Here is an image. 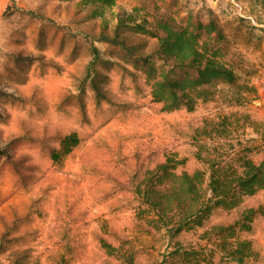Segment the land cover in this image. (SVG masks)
I'll return each mask as SVG.
<instances>
[{
  "label": "rangeland",
  "instance_id": "rangeland-1",
  "mask_svg": "<svg viewBox=\"0 0 264 264\" xmlns=\"http://www.w3.org/2000/svg\"><path fill=\"white\" fill-rule=\"evenodd\" d=\"M166 28L250 91L166 108L149 66L185 73L160 56ZM244 159L264 160V0H0V264H264V188L230 208L210 190ZM195 171L194 214L157 210Z\"/></svg>",
  "mask_w": 264,
  "mask_h": 264
},
{
  "label": "trees",
  "instance_id": "trees-1",
  "mask_svg": "<svg viewBox=\"0 0 264 264\" xmlns=\"http://www.w3.org/2000/svg\"><path fill=\"white\" fill-rule=\"evenodd\" d=\"M121 25V24H119ZM213 22H210V29L214 28ZM210 32V30H209ZM165 37L160 40V56L164 59L170 58L172 62V72L184 70L185 73L175 77L172 74L157 73L152 65L149 66V72L153 73L152 95L160 102L165 103L166 108H177L180 104L192 111L198 99L208 97L207 90L214 88L217 84L233 88L240 96V91L249 92L251 87L247 84H240V77L235 70L229 66L221 56L218 49H210L206 40H198L188 29L172 31L164 30ZM218 37L224 39L223 31L219 30ZM104 41H113L107 36H102ZM95 51V50H94ZM148 61L145 65H148ZM237 90V91H236ZM240 99V100H241ZM200 131V130H198ZM69 139V138H68ZM165 166L158 169L163 170ZM18 169V167H16ZM242 172L237 174L233 183L226 185V178L211 176L210 190L215 193L216 204L224 207H234L238 202V194L234 190H241L247 194H254L259 189L264 188V160L259 163H253L248 159L241 162ZM202 174L195 171L193 174L184 173L179 178L177 189L169 190L162 194L160 191L154 192L153 198L157 200L156 209L164 211V204L184 202L187 204L185 211H189L185 218L194 214L192 210L193 203L199 205V185ZM224 183L223 185L220 184ZM223 186V192L217 193V189ZM233 186V187H232ZM188 198V202L185 201ZM190 214V215H189ZM184 218V219H185Z\"/></svg>",
  "mask_w": 264,
  "mask_h": 264
}]
</instances>
